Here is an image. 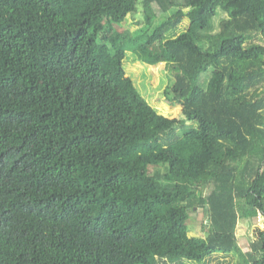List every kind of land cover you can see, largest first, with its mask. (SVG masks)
I'll return each instance as SVG.
<instances>
[{
  "label": "trees",
  "instance_id": "1",
  "mask_svg": "<svg viewBox=\"0 0 264 264\" xmlns=\"http://www.w3.org/2000/svg\"><path fill=\"white\" fill-rule=\"evenodd\" d=\"M139 9L112 50L170 67L174 117L95 38ZM219 10L216 39L192 37ZM262 81L264 0H0V264H264V227L246 250L236 235L264 225Z\"/></svg>",
  "mask_w": 264,
  "mask_h": 264
},
{
  "label": "rangeland",
  "instance_id": "2",
  "mask_svg": "<svg viewBox=\"0 0 264 264\" xmlns=\"http://www.w3.org/2000/svg\"><path fill=\"white\" fill-rule=\"evenodd\" d=\"M227 15L219 10L218 14L214 18V29L210 32L202 31L199 26L189 27L191 30L192 37L199 42H212L216 39L218 33V24L222 18ZM156 22V21H155ZM143 26V16L141 9L138 10L136 14L129 16L120 26H115L107 34L96 35L98 43L102 46L103 50L108 53L114 63L119 67L123 68V72L126 76H130L137 81V86L139 91L145 96V98L150 102V104L156 108L162 114L174 117L179 113L180 107H170L164 101V91L168 84H171L170 80L173 78V72L170 67L165 63H160L155 66H143L132 61L133 55L129 52L117 53L113 52L112 45L110 42V34L115 29L118 34H133L138 35V29ZM149 31H153V35L147 38V42L152 44L159 37V32L152 26L149 27ZM141 38V37H140ZM143 39V38H141ZM247 62L236 63L235 67L239 73H242ZM216 85V82H212L208 77H204V88L207 90H212ZM264 92V81L258 84V94ZM154 168H150V173H153ZM163 171V168H161ZM206 218L202 211L197 208H193L189 212V217L187 223L190 227V235L206 237V229L203 227ZM264 227L262 217H257L251 222L247 220L240 219L237 225L236 235L240 247L243 250L249 248V242L255 236L257 229H262ZM185 264H198L196 262H186ZM204 264H242L241 260L238 261L232 255L222 256L221 254H214L212 257L207 258Z\"/></svg>",
  "mask_w": 264,
  "mask_h": 264
}]
</instances>
